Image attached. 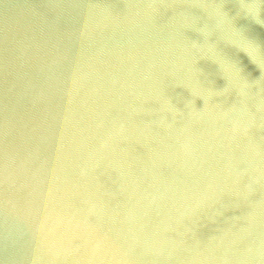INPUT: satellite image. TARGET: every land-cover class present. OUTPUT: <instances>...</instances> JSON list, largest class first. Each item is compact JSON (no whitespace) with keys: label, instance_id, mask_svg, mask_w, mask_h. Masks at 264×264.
Wrapping results in <instances>:
<instances>
[{"label":"water","instance_id":"obj_1","mask_svg":"<svg viewBox=\"0 0 264 264\" xmlns=\"http://www.w3.org/2000/svg\"><path fill=\"white\" fill-rule=\"evenodd\" d=\"M0 264H264V0H0Z\"/></svg>","mask_w":264,"mask_h":264}]
</instances>
